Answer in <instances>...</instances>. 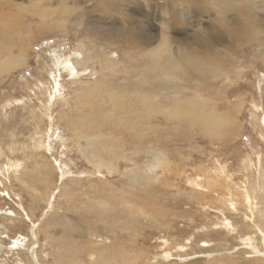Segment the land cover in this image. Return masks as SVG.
<instances>
[{
	"label": "rangeland",
	"instance_id": "374dc122",
	"mask_svg": "<svg viewBox=\"0 0 264 264\" xmlns=\"http://www.w3.org/2000/svg\"><path fill=\"white\" fill-rule=\"evenodd\" d=\"M0 16V264H264V0Z\"/></svg>",
	"mask_w": 264,
	"mask_h": 264
},
{
	"label": "bare ground",
	"instance_id": "6f19581e",
	"mask_svg": "<svg viewBox=\"0 0 264 264\" xmlns=\"http://www.w3.org/2000/svg\"><path fill=\"white\" fill-rule=\"evenodd\" d=\"M8 8V7H7ZM7 12V11H6ZM12 12V11H11ZM23 12V11H22ZM8 13V12H7ZM13 14V13H12ZM26 14V13H25ZM3 15V14H2ZM15 15V14H14ZM1 17V16H0ZM14 19V18H13ZM17 19V18H16ZM7 20V19H6ZM10 21H11V19H10ZM34 24V23H33ZM17 26V25H16ZM45 26V25H44ZM43 26V27H44ZM47 26V25H46ZM14 29H15V27H14ZM4 30H5V28L3 29V32H4ZM6 32V31H5ZM9 34V33H8ZM8 41H11V40H8ZM16 46V43H14V42H12L10 45H9V49L11 50V53H12V50H15V49H13L14 47ZM21 49V48H20ZM164 51V50H163ZM13 54V53H12ZM24 54L25 53H23V55L22 56H24ZM14 55H11V56H9L7 59H6V63H3L2 64V67H4V68H7L8 69V71H10V69L11 68H15V67H19L22 63H23V59L22 58H19L18 56V58H15V57H13ZM26 57V56H25ZM234 58V57H233ZM62 61H64V60H62ZM72 62V61H71ZM75 62V61H74ZM77 62V61H76ZM81 62H83V61H81ZM66 63H68V62H66ZM109 63H111L112 64V66H113V63L114 62H109ZM109 63H108V65H109ZM69 64H70V62H69ZM25 65V64H24ZM80 65V64H79ZM67 66V65H66ZM111 66V65H110ZM10 68V69H9ZM107 68H109V66L107 67ZM179 68V65H178V61H175L174 60V64H173V70H171L170 69V73L172 74L174 71H178L177 69ZM162 70H164V68H162ZM223 71V70H222ZM4 72H6V70L4 71ZM137 72V71H136ZM219 72V71H218ZM225 72V71H224ZM229 74H231L230 73V71H229ZM174 75V74H173ZM73 76V75H72ZM166 77H172V76H166ZM174 77H176V76H174ZM222 77V76H221ZM219 78V77H218ZM104 80V79H103ZM101 81V80H100ZM138 88V87H137ZM139 89V88H138ZM200 89V88H199ZM114 98H116V97H114ZM147 98V97H146ZM116 99H118V98H116ZM148 99V98H147ZM153 99V98H152ZM113 100V99H112ZM138 100V99H137ZM150 100V99H149ZM122 102V101H121ZM120 102V103H121ZM144 102V101H143ZM151 102V101H150ZM180 102V101H179ZM117 103L118 102H116V106H117ZM120 103H118L119 105H120ZM125 103V102H124ZM124 103H122V104H124ZM128 103V102H127ZM199 103H201V102H199ZM115 104V103H114ZM184 104V103H183ZM182 104V105H183ZM181 105V106H182ZM115 106V105H114ZM161 106V105H160ZM118 107V106H117ZM121 108V107H120ZM119 108V109H120ZM136 108V107H135ZM92 109V108H91ZM123 109H124V107H123ZM122 109V110H123ZM200 110V109H199ZM178 111H180V110H178ZM183 111V110H182ZM171 113L170 114H173V112L172 111H170ZM157 113V112H156ZM193 113V112H192ZM152 114V113H151ZM154 114H155V112H154ZM175 115V114H174ZM174 115H172V116H174ZM177 115V114H176ZM175 115V116H176ZM152 116V115H151ZM167 116V115H166ZM175 116L174 117H171V119L173 118H175ZM147 118V117H146ZM204 120V119H203ZM148 121H151V119L150 120H148ZM169 122H170V120H169ZM190 122V121H189ZM151 132V131H150ZM137 139V138H136ZM89 140V139H88ZM146 140V139H145ZM148 140V139H147ZM149 140H150V137H149ZM91 142H93V141H91ZM95 142V141H94ZM91 146H92V143L90 144ZM88 148H89V146H88ZM135 156V155H134ZM89 160V159H88ZM96 163V162H95ZM103 163V162H102ZM97 164H100V163H97ZM104 164V163H103ZM95 165V164H94ZM95 166H97V167H99V168H102L103 166H98V165H95ZM106 168V167H105ZM109 168H110V166H109ZM111 169H112V166H111ZM117 170V169H116ZM115 170V171H116ZM109 171H111V170H109ZM114 171V170H113ZM112 171V172H113ZM111 173V172H110ZM253 175V174H252ZM262 178V177H261ZM257 180V179H256ZM197 181V180H196ZM263 181V180H262ZM263 185V184H262ZM203 186V185H202ZM245 186V185H244ZM248 191V190H247ZM245 193V192H244ZM255 193V192H254ZM255 195V194H254ZM236 207V206H235ZM251 211V210H250ZM252 214H253V212H252ZM254 219H255V217H254ZM259 219H260V217H259ZM263 227V226H262ZM264 228V227H263ZM259 229V228H258ZM260 230V229H259ZM263 231V230H262ZM261 232V231H260ZM264 232V231H263ZM264 234V233H263ZM248 246V245H247ZM29 249V248H28ZM118 255V254H117ZM115 257V256H114ZM37 258V257H36ZM116 259H118V258H116ZM38 261V260H37ZM116 261H119V259L118 260H116ZM107 262V261H106ZM103 264H104V262H103Z\"/></svg>",
	"mask_w": 264,
	"mask_h": 264
}]
</instances>
